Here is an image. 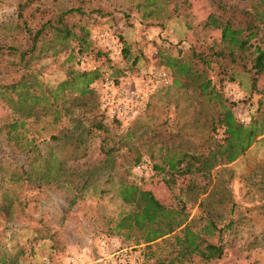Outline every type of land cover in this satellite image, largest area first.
<instances>
[{
  "label": "trees",
  "instance_id": "1",
  "mask_svg": "<svg viewBox=\"0 0 264 264\" xmlns=\"http://www.w3.org/2000/svg\"><path fill=\"white\" fill-rule=\"evenodd\" d=\"M69 1V6L45 8L39 0L35 15L40 20L35 28L25 22L22 10L26 1L16 6V19L26 31L28 46L17 51L26 73L16 81L0 84V92L7 94L11 105L0 120V132L15 155L11 162H0V193L6 195V206L10 202L14 205L12 210L0 206V219L5 221L14 217V212L24 215L28 204L24 192L29 190L38 194L53 189L72 192L69 205L83 197L98 183V163L68 172L66 160L83 156L86 140L93 132L125 125L104 121L98 109L93 81L100 70L119 68L86 38L81 21L85 18H80L84 1ZM166 1L135 3L146 9L144 15L159 17L163 8L157 4ZM213 6L212 17L221 29L219 47L190 50L180 60L162 55L161 64L170 73L168 84L153 93L155 99L126 124L131 125L124 133L112 138L109 146L106 140L100 144L103 183L112 181L113 174L119 202L115 215L107 219L106 230L140 248L144 264H209L232 246L233 227L245 225L249 211L264 215V159H257L241 178L242 197L249 206L239 209L226 186L231 179L226 165L252 144L264 141V113L248 116L247 123L240 122L233 114L238 100L223 92L226 83L236 82L233 68L250 76L264 71V49L251 65L245 57L251 39L264 42V0H249L244 8L221 1ZM114 35L121 39L118 33ZM120 42L122 57L127 48ZM81 55L93 58L96 69H81ZM179 100L188 114L177 119ZM169 107L173 119L167 116ZM144 146L154 147L167 173L185 179L175 205L166 206L141 188L133 172L129 176L126 165L116 171L110 167L121 148L133 154L131 169L142 158L151 164L148 157H141L142 150L151 155ZM2 182L6 183L4 190ZM0 226V264H15L5 253L7 225L0 222ZM51 231L41 217L37 218L33 232L39 239L50 240L53 247L56 233Z\"/></svg>",
  "mask_w": 264,
  "mask_h": 264
},
{
  "label": "rangeland",
  "instance_id": "2",
  "mask_svg": "<svg viewBox=\"0 0 264 264\" xmlns=\"http://www.w3.org/2000/svg\"><path fill=\"white\" fill-rule=\"evenodd\" d=\"M22 1H26L24 4L26 12H24L25 9L22 11L25 14L24 18L28 27L35 28L40 20L35 15V9L39 8L37 4L39 0H0V84L16 81L26 73L17 59V51L24 50L28 46L26 31H23L22 23L16 19L15 14L17 4ZM83 1L84 15L80 18L85 19L80 20L84 22L85 32L89 34L95 29H108L118 33L123 47L127 48L126 52L122 54L120 65L116 67L119 70H114L113 76L125 77L126 74H129L139 78L149 76V69H152L153 73L161 70L167 71L170 78L169 71L161 64L162 55L180 60L190 50L199 52L219 47L221 29L212 17L214 2L221 1L227 6L239 8L247 7L249 3V0H169L166 3L157 4V7H162L163 11L159 17H154L149 14L144 15L146 9L136 6V0ZM70 2L69 0H42L39 5L45 8L48 7L46 5L57 7L65 4L69 6ZM45 35L48 33L46 32ZM86 38L88 39V35ZM263 49L264 42L258 39H251L247 43L245 57L248 65L252 64L253 58ZM134 57L136 60L132 62ZM233 70L236 74V82L231 84L242 93L233 109L235 118L238 119L243 112H247V116L253 117L264 113V71L250 76L238 68H233ZM214 72H216L215 68H213L212 74ZM154 92L149 96L146 105L155 99ZM228 97L231 99L230 95ZM246 101L249 104H246ZM10 106L7 94L3 95L0 92V120L8 114ZM187 114L188 109L184 108V102L179 100L176 118L186 117ZM167 116L173 119L172 107L167 109ZM130 125H121L123 127L113 125L107 127L105 132H93L86 140L83 156L75 160H66L65 168L68 172L98 163V183L92 184L96 194L90 187L83 197L76 199L71 205H69V201L72 198V192L58 189L52 190L54 191L51 194L53 199L49 204L42 203L45 217H48L49 223L53 224L52 229L53 227L55 229L56 244L53 247H50L51 242L38 245L33 238H28L31 235L24 230V227L20 230L17 223L21 216L14 212L15 216L9 221H5L4 218L0 219L2 225H7L8 229L6 254L21 253L26 259H34L35 255L43 254L49 256L52 264H62V259L65 256L85 251L82 257L92 258V264H128L129 261L119 259V253L125 252L131 257L130 261L133 260L135 264H144L140 248L106 230L107 219L115 215L119 208V202L113 185V174L112 181L103 183L105 176L100 165L104 155L99 148L102 141L105 140L109 146L112 138L124 133ZM144 149L151 153L148 156L146 151H141V157H148L151 161L150 170L146 173L144 171L141 174L132 173L129 161L133 154L131 151L126 152L124 148H121L119 154L115 155V161L110 167L112 166L116 171L120 166L126 165L129 169V176L132 173L131 175L141 188L149 190L162 204L175 205L185 179L166 172L154 147L144 146ZM14 157V153L7 146L0 132V162H11L10 159L13 161ZM257 159H264V141L252 144L242 155L226 165L228 173H231V179L226 184L227 190L238 203L239 209L250 205L242 197L241 178L248 173ZM1 165L0 167H2ZM2 185V190H4L6 183L2 182ZM2 193H0V206L5 209H14L12 202L7 206L4 204L6 195L4 192ZM24 195L28 200L32 191H26ZM43 196H45V192L38 195L39 198H43ZM27 207H30V203L27 204ZM194 211L193 208L190 214ZM247 217L249 220L245 225L233 227L232 246L209 264H264V215H256L255 211H249ZM20 223L23 226V223ZM100 238L104 240L103 244H99L97 241ZM39 261L34 263H39ZM24 264L32 263L25 261Z\"/></svg>",
  "mask_w": 264,
  "mask_h": 264
},
{
  "label": "built area",
  "instance_id": "3",
  "mask_svg": "<svg viewBox=\"0 0 264 264\" xmlns=\"http://www.w3.org/2000/svg\"><path fill=\"white\" fill-rule=\"evenodd\" d=\"M88 40L96 47L103 49L109 58V62L115 68L121 62V42L114 35V32L108 29H95L89 32ZM78 66L81 69L95 70L97 63L90 56L81 55L78 57ZM149 76L134 77L126 74L125 77L113 76L111 69L100 70L98 77L92 83V89L97 95V106L104 121H116L120 124H128L138 114H140L147 103L149 96L157 88L163 87L169 82V74L167 71L161 70L154 72L149 69ZM223 92L231 99H238L242 93L234 88L231 83H226ZM238 120L242 123L248 121L247 112L239 115ZM134 174L146 173L150 170V163L146 158L140 159L132 166ZM99 244H103L104 240L97 239ZM82 253H72L67 257V264H83L81 258ZM121 261H129L128 264H135L127 253H119Z\"/></svg>",
  "mask_w": 264,
  "mask_h": 264
},
{
  "label": "crops",
  "instance_id": "4",
  "mask_svg": "<svg viewBox=\"0 0 264 264\" xmlns=\"http://www.w3.org/2000/svg\"><path fill=\"white\" fill-rule=\"evenodd\" d=\"M70 4H71V2H70ZM33 192L34 191H32V195L28 199L29 200L28 204L30 203V207L25 208L24 215H22L21 218L18 219L17 223H18L20 230L23 229V227H24V230H26L27 233H29V235H31V237H28V238H33L35 240L34 242H36V244L39 245V244L44 243V242L46 244H48L51 241L48 240L47 238L39 239L36 237L35 232H33V227L37 224V218L41 217L44 220V222L46 223V225L52 228L53 224L49 223V221L47 220L48 217L47 218L45 217V214L43 212L44 206H42V203L47 202V204H49L50 200L53 199V197H52L53 195H51V194H53L54 191L46 190L47 195L45 194V196H43V198H39L38 197L39 194L37 192L36 193H33ZM20 222L23 223V226ZM53 231L55 232L54 227H53L51 232H53ZM22 232H25V231H22ZM6 255L14 258V260L16 262H19L18 264H24L25 261H31L32 264H35L34 262H36L38 260H40V261H39V263H36V264H52L50 259H49V256L47 257L46 255H43V254L40 256L35 255L34 259H31V258L26 259V257L23 256V254L21 255V253H19V254L18 253H16V254L10 253V254H6ZM81 259L83 261V264H92L93 263L92 258H86V256H84ZM15 264H17V263H15ZM62 264H67V256H65L62 259Z\"/></svg>",
  "mask_w": 264,
  "mask_h": 264
}]
</instances>
